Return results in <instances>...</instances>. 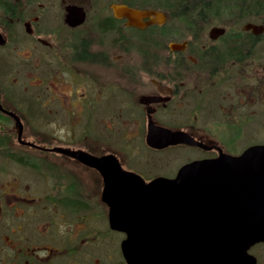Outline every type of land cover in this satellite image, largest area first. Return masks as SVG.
Returning <instances> with one entry per match:
<instances>
[{"label": "flooded vegetation", "instance_id": "af4514ba", "mask_svg": "<svg viewBox=\"0 0 264 264\" xmlns=\"http://www.w3.org/2000/svg\"><path fill=\"white\" fill-rule=\"evenodd\" d=\"M71 5L83 8L86 13L85 21L77 27L67 23V7ZM110 7L112 15L100 18L88 30L90 17L81 3L0 0V71L5 74L0 85V147L6 162L34 170V162L43 161L53 169L48 176L41 173L52 186L40 195L24 182L21 174H12L10 178L2 172L0 264H57L62 256H65L64 264H79L77 257L82 256V251L103 252V234L109 237L111 233H121L122 242L126 238L125 233L110 226L109 207L102 200L105 181L101 169L74 156L76 152L107 158L101 163L102 168H112L116 159L122 170L135 173L149 183L158 177L175 178L194 162L228 157L223 154L239 157L248 147L258 145L239 149L246 147L243 135L247 123L261 125L264 62L260 58L247 62L248 58L237 52L235 45L220 43L227 30L222 37L210 38L211 42L207 43H197L200 40L197 35L166 43L168 34L161 32L166 22L144 28L131 26L127 19L116 17ZM120 24L131 34L126 41L122 38L124 47L120 54L90 36L112 34ZM154 29H158L157 33H147ZM244 31L251 34L247 36L252 47L261 35ZM135 33L140 43L136 62ZM172 42L185 47L172 50L169 46ZM22 62L30 67L28 88L31 90L18 93L23 77ZM34 79L41 81L36 87L48 88L42 97L34 92ZM34 113L48 116L51 125L55 124L53 129L59 123L56 115L64 113L74 125L73 130L79 124L84 135L88 131L104 130L106 144L87 147L86 137L79 146L72 137L47 144L48 139H36L34 128L25 122L28 116L34 124ZM151 125L184 131L209 149L186 144L153 148L147 142ZM208 130L211 132L206 133ZM121 131L129 137L119 140ZM181 147L197 148L201 153L177 156L175 165L165 160L167 152ZM226 165L232 176L241 166ZM86 172L96 178L91 193L102 208L100 216L105 215L108 224L106 230L94 234L90 233L85 212L93 206L91 202L86 204L87 199L92 200L81 181L84 179L81 175ZM216 189L241 188L230 181L226 187ZM263 247L264 243H257L248 250L256 258V264H261ZM122 261L127 264L124 256Z\"/></svg>", "mask_w": 264, "mask_h": 264}, {"label": "water", "instance_id": "95a60500", "mask_svg": "<svg viewBox=\"0 0 264 264\" xmlns=\"http://www.w3.org/2000/svg\"><path fill=\"white\" fill-rule=\"evenodd\" d=\"M112 9L116 17L139 28L167 20L156 10L123 4H113ZM66 17L77 27L86 13L71 5ZM145 19L149 21L142 23ZM243 28L255 35L264 33L262 24L247 23ZM225 33L224 27L215 26L209 36L216 40ZM169 46L185 47L175 42ZM147 142L159 149L178 144L209 149L184 131L153 125ZM73 155L103 173L102 200L109 207L111 228L126 234L121 249L127 264H256L248 250L264 243V144L248 147L239 157L223 154L229 158L191 163L175 178L158 177L149 183L122 170L116 159L112 168H102L107 158ZM228 163L241 165L233 176L227 172ZM230 181L241 189L217 191Z\"/></svg>", "mask_w": 264, "mask_h": 264}, {"label": "rangeland", "instance_id": "374dc122", "mask_svg": "<svg viewBox=\"0 0 264 264\" xmlns=\"http://www.w3.org/2000/svg\"><path fill=\"white\" fill-rule=\"evenodd\" d=\"M72 3H81L86 6L88 10V14L90 17L89 23L87 24L88 30L95 27L96 23L100 20V18L104 17H110L112 15L111 11V5L113 4H129L132 5L135 4L137 6L144 8L147 10H156L163 12L168 15V18L166 20V23L163 25L162 33L168 34V37L166 39V43H169L171 41H179L180 38L186 37L188 35L193 36L197 35L200 37V40L197 41V43H204V42H211L209 37L210 30L215 26L224 27L227 30V34L220 38L219 42H224L227 44H230L231 46L234 45V42L237 39H242L244 44L238 49L236 46V51H240V53H244V55L248 58L247 62H252L257 58H260L262 62H264V33L261 34V36L254 40V45L252 47L250 46L248 41V36H251L248 32H245L243 30V27L247 23H253L256 25H264V0H214L218 1V12L214 15L208 14L206 17H203L202 19L198 18L196 16V21L198 23L194 25L187 24L185 21H183L180 16L183 11V9H180L178 11V8L187 7V5H190L191 0H69ZM239 1V2H238ZM240 1H243V3H240ZM177 6V7H176ZM262 6V7H261ZM248 7H252L253 11H248ZM198 14V12L196 13ZM193 29V30H191ZM158 29L154 30H148L147 33L149 35H153L154 33H157ZM239 34H241L239 36ZM96 42H101L103 47L108 48H115L117 52L120 54L122 51V47L124 45L121 43L122 38H124V41H126L127 37H130L131 34L129 31L124 30L122 25H118L116 28V31L112 34H106L105 36L98 37L95 33H92L90 35ZM104 40H101L103 39ZM117 40V41H116ZM115 41L117 42L118 46L115 45ZM133 43L135 45L134 48V56H135V62L138 59L139 56V41H138V35L137 33L134 34V40ZM233 52V51H232ZM22 70H23V77L21 78V85L17 87L18 93H22L23 91L26 92V90H31V88H28V70H30V67L25 62H22ZM4 75L2 73V70L0 71V85L3 82ZM14 74L10 75V78H13ZM41 81H38L37 79H34V92L39 93V95L42 97L44 92L48 90L46 88V85L36 87V85L40 84ZM47 85H49L47 83ZM13 92H15L13 88ZM16 93V92H15ZM29 93V92H28ZM43 98L40 99L42 101ZM38 108L40 111H42V108L40 105H38ZM45 115V114H44ZM59 119V123L55 128V124L51 125V120L48 116L40 117L37 116L34 113V124L33 120L27 116L25 119V122L27 124L32 125L34 128V136L36 139H48L47 144H52L54 141H61L66 138H71L74 140V143L82 145L84 142H81L84 137H86L85 141L87 144V147L95 146L100 144H106V140L104 137V134L106 133L104 130L96 129L92 131H88L85 135L83 134V129L79 124L75 127V130H73L74 125H71L69 116L64 113H59L56 115ZM77 122L75 121V124ZM0 127H2L0 123ZM53 127V128H52ZM38 131H37V129ZM211 131L208 130L206 133H210ZM123 132L121 131L119 133L118 139L122 140L125 137H129L128 134L122 135ZM2 135V134H0ZM244 139L246 141V147H239L241 151H243L245 148H247L250 145L253 144H264V109L261 115V125H256L254 122H248L246 125V128L244 130ZM1 137V136H0ZM209 137V136H207ZM54 139L52 142L51 140ZM81 140V141H80ZM101 140V141H99ZM51 142V143H50ZM81 142V143H80ZM92 145H90V144ZM229 148V145H228ZM231 148V147H230ZM232 149V148H231ZM201 153L199 149L197 148H189V147H181V149L176 150V148H173L171 151L166 153L165 160L169 163H173L175 165V161L177 156H186L190 154H198ZM37 154V152H35ZM40 154V153H38ZM130 160V158H128ZM7 158L4 157L3 149L0 147V186L2 182V172L5 171V175H8V177L13 178L12 174H21L23 176L24 182H27L30 184L36 192L40 194H44L47 191V188L52 186V184L49 183L48 179H45L41 173L44 172L48 176L49 173L53 171L52 167L48 162H40L36 161L34 162V170L30 168H26L23 164H18L15 162H6ZM81 176L84 177V179H81L82 183L84 184V188L86 191V194L89 198H91L92 201L86 200V204L92 203L93 206H91L92 209L88 208L85 209V212L88 215L89 218V224H90V233L94 234L95 231L98 232V230H106L108 228L107 220L105 219V215L100 216V213L102 211V208L99 206L96 197L91 193L92 187L96 185V178L94 175L89 174V172H86L82 174ZM105 208V206H104ZM98 214V215H97ZM124 236L121 233L114 232L109 234V237H106L105 234H103V240H99L102 242V249L101 251H95L94 253H89L88 251H82V256L77 257L78 255H73L74 257L78 258L79 264H124L123 255L121 253V242ZM87 245V244H86ZM86 245L84 246L86 248ZM83 247V248H84ZM264 248V247H263ZM261 248L260 250H263ZM64 257L62 256L57 264H64ZM111 257V258H109ZM73 258L71 257V260ZM261 264H264V253L262 254V261Z\"/></svg>", "mask_w": 264, "mask_h": 264}, {"label": "trees", "instance_id": "16d2710c", "mask_svg": "<svg viewBox=\"0 0 264 264\" xmlns=\"http://www.w3.org/2000/svg\"><path fill=\"white\" fill-rule=\"evenodd\" d=\"M240 3H243V1H240ZM218 5H219L218 1H214V0H191L190 5L189 6L187 5V7H183V8H178L177 6L176 7L178 11H180V9H183V11L180 12L181 13L180 18L183 21H185L187 24L194 25L198 23L196 21L197 19L196 16L202 19L203 17H206L207 13L214 15L215 13L218 12ZM132 6H137V5L132 3ZM247 9L248 11H253L252 7H248ZM197 12L198 14H196ZM240 35L241 34H239V36ZM242 44H244L242 39H237L234 42V45L237 46L238 49L242 46ZM231 56H232V52H231Z\"/></svg>", "mask_w": 264, "mask_h": 264}]
</instances>
